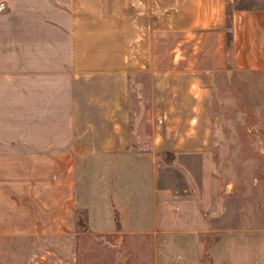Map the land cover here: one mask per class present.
Segmentation results:
<instances>
[{"label": "crops", "instance_id": "crops-1", "mask_svg": "<svg viewBox=\"0 0 264 264\" xmlns=\"http://www.w3.org/2000/svg\"><path fill=\"white\" fill-rule=\"evenodd\" d=\"M0 2V264L80 220L152 264H264V222L213 178L214 86L264 70V5Z\"/></svg>", "mask_w": 264, "mask_h": 264}, {"label": "rangeland", "instance_id": "rangeland-1", "mask_svg": "<svg viewBox=\"0 0 264 264\" xmlns=\"http://www.w3.org/2000/svg\"><path fill=\"white\" fill-rule=\"evenodd\" d=\"M235 3L263 6L264 0ZM213 94L215 194L233 198L242 213L264 222V70L230 71L216 80ZM82 225L71 236L38 238L34 249L18 251L17 264H152L148 238L98 235Z\"/></svg>", "mask_w": 264, "mask_h": 264}, {"label": "built area", "instance_id": "built-area-1", "mask_svg": "<svg viewBox=\"0 0 264 264\" xmlns=\"http://www.w3.org/2000/svg\"><path fill=\"white\" fill-rule=\"evenodd\" d=\"M4 7V2H0V10Z\"/></svg>", "mask_w": 264, "mask_h": 264}, {"label": "trees", "instance_id": "trees-1", "mask_svg": "<svg viewBox=\"0 0 264 264\" xmlns=\"http://www.w3.org/2000/svg\"><path fill=\"white\" fill-rule=\"evenodd\" d=\"M117 224H118V221H117Z\"/></svg>", "mask_w": 264, "mask_h": 264}]
</instances>
